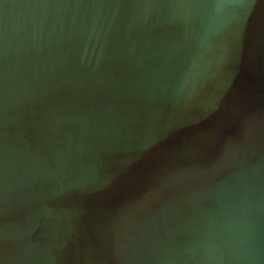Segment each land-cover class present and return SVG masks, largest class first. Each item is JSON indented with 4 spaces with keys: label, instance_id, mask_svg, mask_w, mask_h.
I'll return each instance as SVG.
<instances>
[{
    "label": "water",
    "instance_id": "water-1",
    "mask_svg": "<svg viewBox=\"0 0 264 264\" xmlns=\"http://www.w3.org/2000/svg\"><path fill=\"white\" fill-rule=\"evenodd\" d=\"M0 264H264V0H0Z\"/></svg>",
    "mask_w": 264,
    "mask_h": 264
}]
</instances>
